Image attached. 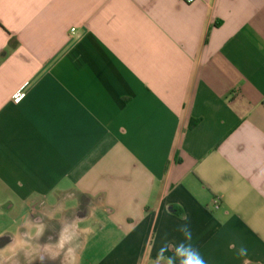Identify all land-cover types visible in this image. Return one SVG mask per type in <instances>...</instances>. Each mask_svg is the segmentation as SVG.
<instances>
[{
  "label": "crops",
  "instance_id": "0c3cea01",
  "mask_svg": "<svg viewBox=\"0 0 264 264\" xmlns=\"http://www.w3.org/2000/svg\"><path fill=\"white\" fill-rule=\"evenodd\" d=\"M0 208L62 264H153L184 223L264 264V0H0Z\"/></svg>",
  "mask_w": 264,
  "mask_h": 264
},
{
  "label": "clouds",
  "instance_id": "9594fccd",
  "mask_svg": "<svg viewBox=\"0 0 264 264\" xmlns=\"http://www.w3.org/2000/svg\"><path fill=\"white\" fill-rule=\"evenodd\" d=\"M179 207V205H178ZM183 218V217H182ZM38 227L37 235H43L46 225L41 223ZM87 231V230H85ZM177 231L181 234L182 239L178 243L169 242L167 237H162L164 241L159 248L156 249V256L153 264H207L205 258L193 244V233L190 225L184 223L178 226ZM68 233L66 236L65 234ZM264 238V237H262ZM74 239L73 228L71 225H62L58 245L63 248L65 244L72 243ZM230 249H236L235 243L229 245ZM71 250V249H69ZM238 257H247L248 251L242 245L237 250ZM45 255H40L38 258L41 261L45 260ZM49 259H56L54 255H48ZM27 264H32V260L26 257ZM248 264V261H245Z\"/></svg>",
  "mask_w": 264,
  "mask_h": 264
},
{
  "label": "flooded vegetation",
  "instance_id": "af4514ba",
  "mask_svg": "<svg viewBox=\"0 0 264 264\" xmlns=\"http://www.w3.org/2000/svg\"><path fill=\"white\" fill-rule=\"evenodd\" d=\"M14 242L15 239L13 237V235L11 233H5V234H1L0 235V253L5 254V261L2 264H8L10 262V264L14 262V259H16L20 253L22 252H29L30 249L32 251V248L37 251V253L39 255H37L36 259L32 261V264H62L60 262L59 257H57L56 259H49L47 258V255L45 253V251H43L42 249L40 250V247L36 241L34 247H30L29 245L25 246V247H21V248H16L14 247ZM33 250V251H34ZM40 255H45V260L41 261L38 256ZM27 264V263H26Z\"/></svg>",
  "mask_w": 264,
  "mask_h": 264
},
{
  "label": "rangeland",
  "instance_id": "374dc122",
  "mask_svg": "<svg viewBox=\"0 0 264 264\" xmlns=\"http://www.w3.org/2000/svg\"><path fill=\"white\" fill-rule=\"evenodd\" d=\"M8 209L6 208H0V235L1 234H7V233H14L15 232V228L16 226L13 224V218L10 217V214L7 212ZM34 249L32 248V251L30 249V251L27 252H22L19 254V256L14 259L13 264H26V257L31 259L32 261L36 259L37 255H39L37 253V251H33ZM47 255H49L48 252H46ZM51 254V253H50ZM5 254L0 253V264H2L5 261ZM53 255V254H52ZM63 256L65 258V254H63L62 256L59 257V259H63ZM10 264V262L8 263ZM12 264V263H11Z\"/></svg>",
  "mask_w": 264,
  "mask_h": 264
},
{
  "label": "built area",
  "instance_id": "2783aa9c",
  "mask_svg": "<svg viewBox=\"0 0 264 264\" xmlns=\"http://www.w3.org/2000/svg\"><path fill=\"white\" fill-rule=\"evenodd\" d=\"M184 1L192 2V1H194V0H184ZM22 96H23V93H18V95L16 96V99L18 100V99H20ZM214 205H215L216 207H218V205H219V199H215V200H214Z\"/></svg>",
  "mask_w": 264,
  "mask_h": 264
}]
</instances>
